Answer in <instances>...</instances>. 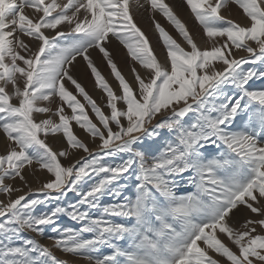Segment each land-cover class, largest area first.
I'll return each instance as SVG.
<instances>
[{
  "label": "snow or ice",
  "instance_id": "obj_1",
  "mask_svg": "<svg viewBox=\"0 0 264 264\" xmlns=\"http://www.w3.org/2000/svg\"><path fill=\"white\" fill-rule=\"evenodd\" d=\"M227 2L182 0L212 42L202 48L172 5L146 0L186 42L178 43L153 15L166 49L161 62L129 0H0V130L8 141L0 154V193L22 191L5 180L19 177L27 186L22 169L33 163L50 177L36 198L25 193L0 201V264H67L21 236L25 229L43 235L45 226L57 234L48 239L62 252L93 264H219L209 251L230 264H264V88H251L264 70L244 67L264 65V0H234L248 21L243 26L220 14ZM110 37L147 70L142 77L131 67L136 87L115 63ZM91 50L102 54L120 94ZM234 50L248 56L237 58ZM80 60L106 94L108 113L73 75ZM57 98L54 111L44 106ZM50 112L58 121L34 118ZM71 121L99 139L95 151L74 134ZM57 133L87 155L63 164L61 158L74 153L54 151L42 138ZM68 193L78 199L59 203ZM106 196L111 201L102 203ZM48 204L55 206L37 213ZM238 206L259 217L247 219L242 230L229 223ZM61 216L80 226H61ZM106 246L112 251L97 255Z\"/></svg>",
  "mask_w": 264,
  "mask_h": 264
},
{
  "label": "rangeland",
  "instance_id": "obj_2",
  "mask_svg": "<svg viewBox=\"0 0 264 264\" xmlns=\"http://www.w3.org/2000/svg\"><path fill=\"white\" fill-rule=\"evenodd\" d=\"M144 1H146V0H143V1L138 0V2H137V0H129L130 11H131L133 18H134L135 22L137 23V25L142 29V31H144L146 36L149 38L150 44H151L157 58L161 62H165L166 49L164 48L161 40L159 39L158 32L156 31L155 28L153 29V27H155L153 20H152L153 15H155V20L158 21L169 32V34L172 33L170 35H172L173 38L176 39L178 43H180L182 46H186V42L176 32L174 27L172 25H170L169 22L159 12L150 13V15H148V17L150 19V30H151V32L149 29L144 27V25H142L139 21L140 19H142L138 15L139 12L135 11V8L141 7V5H142L141 3H143ZM168 1H170V0H166L167 3H169ZM172 1L175 2V0H171V2ZM144 3L147 5L146 2H144ZM230 3L233 4L234 6H236L232 2H228L225 5L223 12L226 15L232 17L233 13L228 14L227 11L225 10V9H228V6ZM186 8H187V6H186ZM237 9L242 14L244 20H246L245 16L241 12V10L238 7H237ZM186 10H187L189 16L186 15L185 12H182L180 10L179 11V13H180L179 17L181 18V15L183 14V16H184L183 21L186 23L187 28L189 29L190 33L193 35L198 46H200L202 48L205 46L210 47L212 42L207 43V40H202L203 38L206 37V35L204 34V31H203V27L196 21L194 15H190L188 8ZM136 12H138V13H136ZM26 14L31 16L33 14V12L31 11V9H26ZM234 17H235V15H234ZM228 20H232L234 22L240 23L235 18H231ZM247 23L248 22H245L244 24H247ZM220 24H221V26H226V25H224V22H220ZM240 24L242 26L244 25L242 23H240ZM48 34L51 35L52 33H48ZM24 39L33 48H35V44L32 40H30L27 37H24ZM222 39L223 38H217V41L222 42ZM110 41L111 42L108 44V48L112 53V56H113L115 63L117 64L121 73L125 76L126 80L129 83H131L133 85V87H136V81L134 79V74L131 72V67H133V66L136 67L137 71L140 73V75L142 77H147V75H148L147 70L143 69L137 62L132 61L131 58L128 56L127 50L122 45H120L119 42L117 40H115V38L110 37ZM115 43L119 44L121 50L117 49V51L118 52L121 51V55L115 51ZM91 55H92L94 62L97 65L98 69L101 71L102 75L106 78V80L111 85L113 90L117 94H120V88L118 85V81L112 75L111 70L108 67L107 63L104 60H102V54L99 53L98 50H91ZM233 55L237 58H239L241 56H245V57L248 56V54L244 50H234ZM244 67L245 68L255 67L258 70H264V65H260V64H257V65L248 64V65H245ZM73 75L84 86L85 90L96 101L98 106H100L105 113H108L109 108L106 106V94L104 93V91L102 89H99L96 87L95 82H94V78L89 74L88 70L86 69L84 61H82V60L78 61L75 69L73 70ZM251 88H254V89L264 88V79L254 78L253 81L251 82ZM8 90H9V92H11V86H9ZM77 98L81 100V103L85 104V108L88 111V115L90 116V118L94 122H96L97 118L95 117V114L91 112V108L87 104V102L83 100L82 96H78ZM12 102L17 103L15 98L12 100ZM58 103H59V100L57 98V100L54 103H52L51 105L44 103V106L51 107L54 111L56 106L58 105ZM120 106L122 107L123 105L121 104ZM65 114H70V110L67 109V107H65ZM49 117L52 118L53 120L58 121V117L53 115L51 112L47 113V114H34V118L37 121H39L40 119H45V118H49ZM70 123H71V127H72L74 134L78 138H80L83 142L88 144V146L91 150L95 151L96 146L99 144V139L97 138V139L93 140V138L88 133H86L83 129H81L75 123V121H71ZM42 138L46 139V143H48L49 146L52 147L54 151H59V150L63 149V150H66L70 153H74V155H72L68 159L61 158L62 163L65 165H68L70 162L74 161L75 159H78L80 157H84L87 155L82 150L70 149L68 147L66 140L63 137L62 133H57L55 135L49 134L46 138L43 136H42ZM7 150H8L7 138H6L5 134L3 133V131L0 130V154H6ZM108 162L114 163L115 161L112 159H109ZM22 175L25 177V181L27 182V186H25V182L21 181L19 177L15 178V179H6L5 183H12L14 187L20 188V189H22V191L14 192L10 196L3 194V193H0V201H4L5 203H7L9 199H15L17 196L24 195L25 193H28V196H27L28 199L36 198L39 195V193L36 190L40 187V185L42 183H44L47 179L50 178L49 174L46 172V170L40 169L39 165L36 163H33V165H31V166H25V168L22 169ZM29 188L32 189V191L30 193H29ZM185 188L187 191L193 190L188 186H185ZM76 199H78V197L76 196L75 193H68V195L66 197L61 198L59 203H61L62 205H68L70 202H73ZM110 201H111V198L106 196L102 200V203H107ZM261 203H264V201H262ZM54 206H55V204L41 205V206H38L36 211H37V213L42 212V211H47V210H50ZM93 215H98V213L94 212ZM230 215H231V220L229 221V223L231 226H233L234 228H237V229H241L242 224L247 219H249V218L258 219L259 218L255 214L251 213V211L246 209V207H244V206H238V210H234ZM58 223L61 226H72L74 228H78L80 226L78 223L71 221L66 216H61ZM259 231L260 230L258 229V232ZM56 235L57 234L52 231V228L50 226H45V230H44L43 235H39V234L34 233L31 230H27V229H25L21 233L22 237L33 238L38 243H40L41 245L47 246L53 252V254L57 256L58 259L65 260L67 262V264H93L92 261L85 259L83 257V255H81V254H70V253L62 252L58 247L55 246L54 240L48 239L49 236H56ZM84 236H85V238H88L90 236V234H84ZM218 238H220L222 240V242H224L228 247L232 248L233 251H237V249L234 247V245L231 243V241H229V239L227 238L226 235L220 234L218 236ZM15 243L19 244V243H21V241H15ZM119 243L122 247H124L128 244V241L125 239L123 241H120ZM111 251H112V249L110 246L102 247L100 252L97 253V255L103 256L105 254L110 253ZM209 255L212 256V258L217 259L219 264H230V262L227 261L226 258L221 257L218 253H215L213 251H209Z\"/></svg>",
  "mask_w": 264,
  "mask_h": 264
},
{
  "label": "bare ground",
  "instance_id": "obj_3",
  "mask_svg": "<svg viewBox=\"0 0 264 264\" xmlns=\"http://www.w3.org/2000/svg\"><path fill=\"white\" fill-rule=\"evenodd\" d=\"M143 1V0H142ZM144 2H146V1H144ZM141 3L142 4V6L143 7H137V8H135V11H138V12H136V13H138V15L142 18V19H140L139 21H140V23L142 24V25H144V27H146L147 29H149L150 30V19H149V17H148V15H150V13H152V12H150L149 10H148V6L145 4V3ZM173 2V1H172ZM175 6L178 8V9H180L182 12H185V14L186 15H188V12H187V8H186V6L182 3V0H175ZM226 11H227V13L228 14H232L233 13V15H235V17L236 18H240V19H242L243 18V16H242V14L239 12V10L237 9V7L236 6H234L233 4H229V6H228V9H225ZM32 11V10H31ZM230 12V13H229ZM32 16V15H31ZM189 16V15H188ZM191 18V17H190ZM244 19V18H243ZM155 27H153V29H154ZM197 28V27H196ZM198 29V28H197ZM150 32H151V30H150ZM199 32V31H198ZM154 33V32H153ZM154 35V34H153ZM202 40H207V43H209L210 41L208 40V38L207 37H205V38H203ZM113 47V46H112ZM117 49H119V50H121L120 49V46H119V44H117V43H115V51L118 53V54H120L121 55V51L120 52H118L117 51ZM123 60V59H122Z\"/></svg>",
  "mask_w": 264,
  "mask_h": 264
},
{
  "label": "crops",
  "instance_id": "obj_4",
  "mask_svg": "<svg viewBox=\"0 0 264 264\" xmlns=\"http://www.w3.org/2000/svg\"><path fill=\"white\" fill-rule=\"evenodd\" d=\"M58 2H60V0H58ZM169 3H170V5H172L173 6V8H174V10L177 12V14L179 15L180 13H179V9L175 6V4H174V2H171V0L170 1H168ZM212 2L213 3H215V0H212ZM228 2H232V3H234V0H228ZM227 2V3H228ZM238 8H239V6L236 4V3H234ZM225 8V6L224 7H222L221 9H220V14L221 15H223L225 18H226V20H228V19H231V18H235L238 22H240V23H242V24H244L245 22H248V21H246V20H244V19H238V18H236V17H234V15L232 16V17H230V16H228V15H226L224 12H223V9ZM240 9V8H239ZM241 10V12L243 13V11H242V9H240ZM188 11L190 12V15H193L192 13H191V11H190V9H188ZM244 15V14H243ZM181 19L182 20H184V16H183V14L181 15ZM220 23V22H219ZM245 25V24H244ZM170 34H172V33H170Z\"/></svg>",
  "mask_w": 264,
  "mask_h": 264
}]
</instances>
